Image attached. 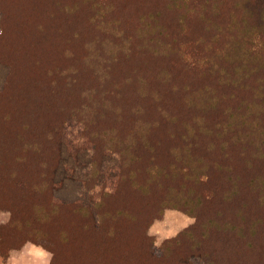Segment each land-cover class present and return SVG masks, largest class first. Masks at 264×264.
Segmentation results:
<instances>
[{
    "label": "trees",
    "instance_id": "16d2710c",
    "mask_svg": "<svg viewBox=\"0 0 264 264\" xmlns=\"http://www.w3.org/2000/svg\"><path fill=\"white\" fill-rule=\"evenodd\" d=\"M0 63L7 232L52 264H155L145 230L180 207L201 257L264 264V0H0Z\"/></svg>",
    "mask_w": 264,
    "mask_h": 264
},
{
    "label": "rangeland",
    "instance_id": "374dc122",
    "mask_svg": "<svg viewBox=\"0 0 264 264\" xmlns=\"http://www.w3.org/2000/svg\"><path fill=\"white\" fill-rule=\"evenodd\" d=\"M8 68L9 67L3 66L0 63V80H1L0 85H1V82L4 81L8 73ZM0 118L2 121L3 114H0ZM80 147L83 148V145L79 143H74L70 148L71 152L73 153V154H70V156L68 157L71 163L70 165H72L71 170L74 168L76 171H79L78 169L74 167L76 164L73 163L74 162L73 157L80 156L86 152V150L83 152H79L78 149ZM75 149H77L76 153L74 152ZM65 154L67 156V151L65 152ZM58 171L61 173V178L66 179V176L68 173V167L65 169L64 164H61V170H58ZM108 180L104 183L107 184ZM123 186L128 191L127 195H122V196L118 195V197L116 198L114 197V198L106 199V203L112 205V206H108L110 208V211H112V213L116 212L119 208L123 209L120 203L126 200L127 201L132 200L133 198L129 196L137 194L133 192L134 190L137 191V189L132 187L130 183H125L123 184ZM59 189L60 188H57L55 190H59ZM58 192L59 194L58 193L56 194L61 195L60 197L62 200L64 199L70 200L71 197H73L71 196L69 191L65 192L63 190L62 192L61 191H58ZM137 196L139 197V194H137ZM76 199H79V201L83 200V198L80 196H78ZM158 200L159 198L158 199L157 197L154 198V201H158ZM37 202L44 203L45 197L38 199ZM11 216L12 214L8 209L0 207V228L3 227L2 230H4L5 239H9V247L11 248L9 249L8 258L5 264H7V261L9 260L13 252H15L17 254V258L20 259L21 258L20 254L25 251V246L28 244L35 245L37 248H43L47 252L52 253V257L50 261V264H52L53 251L51 250L50 247L46 246L47 245L46 240L39 238V235H35V234H33V236L28 235L30 239L22 240L24 233L27 231L23 227L25 223V219L21 221V226L19 228H16V230H14L13 233L10 230H8L10 234L9 236L5 226L9 224ZM193 218H194V222H190ZM197 226L198 224L196 223L195 216H193L187 210L180 208V207H171V206L165 207L163 211L157 217L153 219L151 224L145 230V233H147L150 240L153 241L155 251L157 252V255L159 256V258H156L155 262L157 264H161V261L164 262L163 257L167 256L168 259H170L169 258V255H170L173 259H175V264H215V262H217V264H229L230 260L226 257V255L220 256L221 254H218L215 256H210L208 259H204L203 257H201L200 251L202 250L198 251L194 242H192V240L188 236L189 232H193V231L195 232V229ZM176 239L178 240L176 241ZM157 241H161V243L157 244ZM223 241L224 239L221 238L219 242L217 243L216 248L220 249L221 251H225L226 248L228 250L226 243L223 244ZM145 244L146 243H144L141 246V251L144 250L143 247ZM137 254L132 255V257L138 258V259L140 257L141 261L139 260L138 262V261H133L130 259L129 261H127L128 264H148L149 263L148 262L149 258L145 253H141L142 256L139 255V252ZM67 258L68 257H65L63 254H61L59 256V262L61 264H66ZM160 258L162 259L160 260ZM23 259H26L29 262H34V264H43L45 257H41L39 255H27L23 257ZM237 261H238V254H237L236 260H234V263L238 264L236 263ZM166 264H174V263H172L171 261V262H166Z\"/></svg>",
    "mask_w": 264,
    "mask_h": 264
},
{
    "label": "clouds",
    "instance_id": "9594fccd",
    "mask_svg": "<svg viewBox=\"0 0 264 264\" xmlns=\"http://www.w3.org/2000/svg\"><path fill=\"white\" fill-rule=\"evenodd\" d=\"M194 222V218L190 221ZM186 226V225H185ZM161 243V241H157V244ZM21 258H17V254L13 252L9 260L7 261V264H34V262H29L26 259H23V257L27 255H39L41 257H45L43 264H50L52 253L47 252L43 248H37L35 245L28 244L25 246V251L20 254ZM0 264H5L2 258H0Z\"/></svg>",
    "mask_w": 264,
    "mask_h": 264
}]
</instances>
